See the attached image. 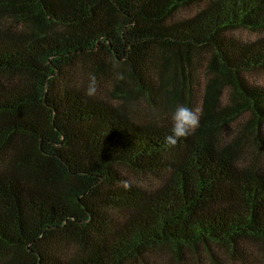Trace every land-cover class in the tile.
Returning <instances> with one entry per match:
<instances>
[{
  "label": "trees",
  "instance_id": "trees-1",
  "mask_svg": "<svg viewBox=\"0 0 264 264\" xmlns=\"http://www.w3.org/2000/svg\"><path fill=\"white\" fill-rule=\"evenodd\" d=\"M200 52L193 128L129 115L136 96L158 116L182 101ZM258 67L264 0H0V264H147L160 246L217 263L264 245V167L243 149L264 146ZM222 85L234 99L216 110Z\"/></svg>",
  "mask_w": 264,
  "mask_h": 264
},
{
  "label": "rangeland",
  "instance_id": "rangeland-1",
  "mask_svg": "<svg viewBox=\"0 0 264 264\" xmlns=\"http://www.w3.org/2000/svg\"><path fill=\"white\" fill-rule=\"evenodd\" d=\"M195 7H189L183 9L178 15H188L194 11ZM236 36L243 40H252L259 35L260 31H248L237 30L234 33ZM207 59L208 54L206 52H200L193 55L191 63V76L188 79H184L183 82V100L178 102L172 108H166L160 116L157 115L159 111L155 109L148 101L141 96H136L131 101L128 107L129 115L134 120H144L148 117L156 116L157 118H167L172 123L178 126L191 129L194 127L198 117L203 112V96L204 90L208 83L212 73L207 72ZM249 82L264 86V67H258L246 74ZM86 80L90 77L88 74L84 75ZM99 90L98 88H95ZM189 90V91H188ZM233 91L230 86L222 85L219 92L216 110H220L225 106H229L233 102ZM248 118L246 112L240 114L234 121H227L222 124V128L218 134V141L227 139L226 135H229V131L233 126L241 127L245 120ZM245 153H248L247 158L253 157L255 163L264 167V146L261 143L255 141L253 135H248L244 148ZM242 162H246L245 160ZM130 179L135 180L142 184H149L152 177L142 174H129ZM243 252L245 258H240L236 253H229L224 250H218L215 252L217 263H215L210 257L201 249L196 252L187 249L184 251L183 257H178L177 254L172 252V248L168 246H160L153 248L147 253V264H263L264 262V245L258 241L246 240L243 242ZM136 264H141L140 262Z\"/></svg>",
  "mask_w": 264,
  "mask_h": 264
}]
</instances>
